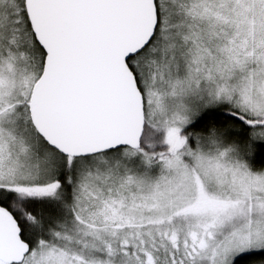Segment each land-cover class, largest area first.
<instances>
[{"label": "snow or ice", "instance_id": "snow-or-ice-1", "mask_svg": "<svg viewBox=\"0 0 264 264\" xmlns=\"http://www.w3.org/2000/svg\"><path fill=\"white\" fill-rule=\"evenodd\" d=\"M0 264H264V0H0Z\"/></svg>", "mask_w": 264, "mask_h": 264}]
</instances>
